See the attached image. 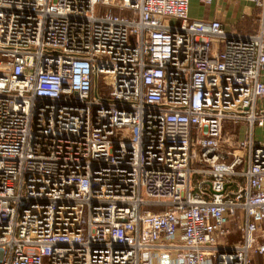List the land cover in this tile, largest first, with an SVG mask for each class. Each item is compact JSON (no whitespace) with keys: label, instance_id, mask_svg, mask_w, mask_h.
Segmentation results:
<instances>
[{"label":"built area","instance_id":"1","mask_svg":"<svg viewBox=\"0 0 264 264\" xmlns=\"http://www.w3.org/2000/svg\"><path fill=\"white\" fill-rule=\"evenodd\" d=\"M238 1L252 34L189 0H0V264L264 259V0Z\"/></svg>","mask_w":264,"mask_h":264},{"label":"crops","instance_id":"2","mask_svg":"<svg viewBox=\"0 0 264 264\" xmlns=\"http://www.w3.org/2000/svg\"><path fill=\"white\" fill-rule=\"evenodd\" d=\"M255 10L252 5L238 0H212L206 5L201 0H189L190 20L211 22L217 20L227 33L252 34Z\"/></svg>","mask_w":264,"mask_h":264},{"label":"rangeland","instance_id":"3","mask_svg":"<svg viewBox=\"0 0 264 264\" xmlns=\"http://www.w3.org/2000/svg\"><path fill=\"white\" fill-rule=\"evenodd\" d=\"M106 13H110L113 16L122 17V18H125V17L129 18V15H130V13L127 11H119L117 9H112V8L98 7L96 9V14L98 16H103ZM166 22H168V19L165 21V23ZM169 23H171V22H169ZM173 24H179V22H173ZM254 137H255V139L264 143V128L263 129H255L254 130ZM196 182H197V179L192 178L191 187H192L193 191L195 190ZM144 198L146 199V197H144ZM146 209L149 211H155V209L152 207H146ZM256 236L258 237L259 243H261L262 242L261 234L259 233ZM239 238H240V234L234 232L225 244L228 246L237 245L238 241H235V240L239 239ZM253 264H264V259L259 255H255V256H253Z\"/></svg>","mask_w":264,"mask_h":264}]
</instances>
